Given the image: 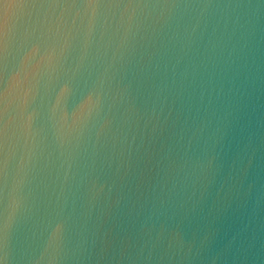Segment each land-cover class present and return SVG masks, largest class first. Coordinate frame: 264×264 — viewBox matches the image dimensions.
<instances>
[{"label": "water", "instance_id": "95a60500", "mask_svg": "<svg viewBox=\"0 0 264 264\" xmlns=\"http://www.w3.org/2000/svg\"><path fill=\"white\" fill-rule=\"evenodd\" d=\"M0 264H264V0H0Z\"/></svg>", "mask_w": 264, "mask_h": 264}]
</instances>
